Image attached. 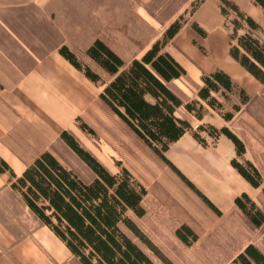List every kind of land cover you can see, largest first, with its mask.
I'll return each mask as SVG.
<instances>
[{
  "label": "crops",
  "instance_id": "obj_1",
  "mask_svg": "<svg viewBox=\"0 0 264 264\" xmlns=\"http://www.w3.org/2000/svg\"><path fill=\"white\" fill-rule=\"evenodd\" d=\"M98 1L104 0H0V157L17 176L46 151L58 158L57 148L65 145L61 133H77L78 118L92 125L94 115L103 109L99 98L102 88L59 53V48L66 45L96 68L85 57V51L101 39L123 58L104 34L105 22L119 21V17H106ZM140 1L147 5L152 0ZM233 1L261 25L260 37L264 39V11L251 0ZM195 16L206 36L186 26L166 50L195 83L200 82L202 74L221 69L252 97L232 121L210 112L197 125L228 126L244 141V158L260 171L252 150L260 155L264 84L230 57L219 0H206ZM137 17L135 11L129 14L132 24L128 38H136ZM139 18L151 22L144 10ZM114 28L120 36L119 22ZM147 49L129 60L123 59L129 63ZM203 136L210 143L208 147L186 133L170 146L167 158L220 210L221 216L239 211L235 199L243 193L259 206L260 188H254L231 164L236 157L233 143L221 136L211 144L212 138ZM0 264H80L65 243L36 220L11 188L8 173L0 174Z\"/></svg>",
  "mask_w": 264,
  "mask_h": 264
},
{
  "label": "trees",
  "instance_id": "obj_2",
  "mask_svg": "<svg viewBox=\"0 0 264 264\" xmlns=\"http://www.w3.org/2000/svg\"><path fill=\"white\" fill-rule=\"evenodd\" d=\"M205 1L194 0L190 16ZM251 1L264 11V0ZM219 7L228 31L230 57L264 84L261 25L233 0H219ZM187 23L206 36L196 21L180 15L140 58L129 63L104 41L96 39L86 49L85 57L104 76L66 45L59 48V53L102 88L99 98L104 105L221 216L220 210L167 158L166 153L186 133L203 147L210 145L204 134L212 138L211 144L225 136L236 151L232 166L254 188H260L264 198L262 174L244 158L245 143L235 132L228 126L218 128L210 123L194 126L188 118L178 115L183 108L202 121L208 113L215 112L230 122L252 97L221 69L202 74L201 85L193 99L184 101L172 88L173 82L187 77V71L166 48ZM76 123L81 131L95 135L92 127L81 118ZM60 140L89 168L93 175L90 180L81 178L49 151L37 157L20 176L0 157V174L10 175L11 188L20 195L36 220L49 227L80 264H157L135 239L154 251L164 264H172L159 255L136 222L146 215L143 202L148 195L147 188L124 166L118 172L109 170L72 131H63ZM235 204L255 227L264 224V210L246 193L238 196ZM175 235L186 246L198 241L197 233L187 224H181ZM228 264H264V252L250 243Z\"/></svg>",
  "mask_w": 264,
  "mask_h": 264
},
{
  "label": "rangeland",
  "instance_id": "obj_3",
  "mask_svg": "<svg viewBox=\"0 0 264 264\" xmlns=\"http://www.w3.org/2000/svg\"><path fill=\"white\" fill-rule=\"evenodd\" d=\"M193 1L152 0L147 5L140 0L98 1V5L104 7L106 17H119V21L105 22L106 40L125 60H129L161 38L164 30L180 15L196 21V12L190 16ZM143 10L151 19L150 23L139 18V13ZM134 11L138 14L135 22L136 38H128V27L132 24L128 17ZM116 22L120 24V36L114 28ZM186 26L194 30L189 23L184 27ZM199 85L201 80L195 83L184 77L173 82L172 88L187 101L195 98ZM178 115L188 118L194 126L197 125L198 120L183 108ZM89 125L95 135L79 129L74 133L79 142L109 170L118 172L124 166L147 188L148 195L143 202L146 215L136 222L159 255L167 261L172 264H228L250 243L264 252V224L255 227L239 211L221 217L216 215L106 105L94 115L93 124ZM260 131V155L254 148L252 155L260 163L264 186V108H260ZM56 152L58 158L81 178L87 181L92 178L89 168L66 145L58 147ZM259 204L264 210L261 189ZM181 224H188L197 233L198 241L192 246H186L176 237L175 231ZM135 241L157 264H164L154 251L138 239Z\"/></svg>",
  "mask_w": 264,
  "mask_h": 264
}]
</instances>
